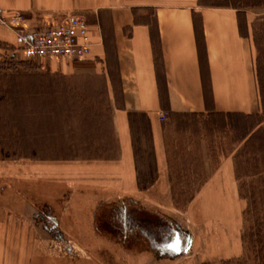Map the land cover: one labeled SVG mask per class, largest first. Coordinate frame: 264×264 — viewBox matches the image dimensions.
<instances>
[{
  "label": "crops",
  "instance_id": "1",
  "mask_svg": "<svg viewBox=\"0 0 264 264\" xmlns=\"http://www.w3.org/2000/svg\"><path fill=\"white\" fill-rule=\"evenodd\" d=\"M13 12L24 15L29 29L66 13L84 17L92 45L83 61L104 65L96 74L107 100L111 146L106 157L65 164L56 175L73 180L67 185L71 191L102 188L105 199L69 197L58 213L48 211L42 231L58 240L53 248L34 246L33 231L18 236L0 218V264H50V249L74 263L82 254L74 240L108 242L115 232L132 242L122 248V264L238 260L245 252V204L236 160L257 134L260 112L248 15L200 0H0L1 18ZM18 44L19 34L0 23V59L12 53L7 64L73 62L25 60ZM29 74L26 86L33 84ZM162 111L167 112L164 121L159 120ZM232 116L253 125L236 148L227 150L221 132ZM47 168L41 166L43 176ZM93 177L98 182L87 181ZM106 203L119 209L112 210L104 231L96 225L95 209ZM179 206L186 208L184 215L152 209ZM107 245L105 255L111 257L113 245ZM75 262L82 264L81 258Z\"/></svg>",
  "mask_w": 264,
  "mask_h": 264
},
{
  "label": "rangeland",
  "instance_id": "2",
  "mask_svg": "<svg viewBox=\"0 0 264 264\" xmlns=\"http://www.w3.org/2000/svg\"><path fill=\"white\" fill-rule=\"evenodd\" d=\"M200 2L205 5L232 4L248 15L255 67L264 83V0ZM9 54L12 53L4 52L3 57H7L0 59V218L8 221L7 226L13 233L18 231V236L22 230L33 231L38 237L34 246L48 244L53 248L58 246V240L45 238L42 231V217H46L48 211L58 213L62 202L69 197L93 198V201L105 199L101 197L106 194L102 188L89 186L71 191L68 188L72 187L68 186L73 180L56 176L57 169L65 164L98 160L95 158L106 157L110 151L107 100L101 77L96 74L103 73L104 65L96 60L73 61L66 66L27 62L26 68L15 62L7 64ZM61 72L64 75H60ZM29 73L33 74V84L26 86V76H31ZM261 115L260 108L257 134L241 148L236 160L238 186L245 204L242 233L245 252L238 260L226 264H264V121ZM224 121L227 126L221 134L225 135L226 148H236L253 122L240 116ZM42 165L48 167L49 174H41ZM87 181L98 182L97 177ZM115 209L119 207L112 206V203L96 208V225L104 231L109 229L107 221ZM152 209L169 216L184 215L186 211L183 206ZM74 241L80 244L82 254L73 260L81 258L82 264H106L107 261L122 264V248L132 245L126 238L118 237L116 232L108 242L89 238ZM26 242L31 243V240ZM106 243L107 246L113 245L111 257L105 255ZM60 256L50 249V264H67Z\"/></svg>",
  "mask_w": 264,
  "mask_h": 264
},
{
  "label": "built area",
  "instance_id": "3",
  "mask_svg": "<svg viewBox=\"0 0 264 264\" xmlns=\"http://www.w3.org/2000/svg\"><path fill=\"white\" fill-rule=\"evenodd\" d=\"M0 23L19 34L16 51L25 60H73L83 61L90 54L89 27L83 16L66 13L54 23L29 29L21 12H13L7 18L0 17ZM167 112L159 113L164 121Z\"/></svg>",
  "mask_w": 264,
  "mask_h": 264
},
{
  "label": "trees",
  "instance_id": "4",
  "mask_svg": "<svg viewBox=\"0 0 264 264\" xmlns=\"http://www.w3.org/2000/svg\"><path fill=\"white\" fill-rule=\"evenodd\" d=\"M223 6H233L232 4H225ZM236 8V7H235ZM256 71V78H257V85H258V94H259V103H260V108H261V117L262 120L264 121V83L262 82V77L261 74L258 72V69L255 67Z\"/></svg>",
  "mask_w": 264,
  "mask_h": 264
}]
</instances>
